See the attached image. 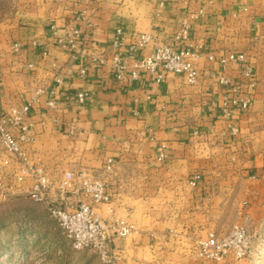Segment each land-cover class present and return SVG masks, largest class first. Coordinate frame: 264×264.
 Returning <instances> with one entry per match:
<instances>
[{
  "label": "crops",
  "instance_id": "obj_1",
  "mask_svg": "<svg viewBox=\"0 0 264 264\" xmlns=\"http://www.w3.org/2000/svg\"><path fill=\"white\" fill-rule=\"evenodd\" d=\"M185 21L186 44L201 47L196 84L186 85L180 76L162 72L157 82L146 70L133 69L156 39H171ZM71 26L80 29L83 41L75 52L96 54L103 64L73 62L58 45L57 37ZM8 33H0L5 53L0 60V105L34 100L32 156L53 177L82 165L94 171L107 158L114 166L139 162L143 173L150 174L144 178L151 180L141 181L144 192L138 203H153L154 210L140 211L138 221L144 228L132 232L129 240L113 238L109 246L121 253L123 264H201L190 260L188 248L196 235L211 230V215L221 213V171L242 173L241 164L250 152L245 138L248 115L264 84V0H61L42 19L33 18ZM142 33L152 39L143 48L129 50ZM116 38L127 66L121 80L110 66ZM12 41H20L22 47L8 55ZM228 51L244 53L246 64L222 67L207 59ZM245 65L251 68L249 79L242 75ZM83 66L87 70L81 76ZM214 72L228 78V85H218ZM55 75L61 85L54 84ZM37 90L42 93L37 95ZM79 91L87 93L82 105L73 97ZM50 98L56 102L54 108L46 107ZM225 98H249L250 105L245 110L229 105L224 116ZM161 145L166 158L160 161ZM245 172L254 177L255 170ZM195 174L200 179L192 186L189 181ZM128 199L123 197L121 203ZM74 200L69 195L68 201ZM117 201L112 204L115 215Z\"/></svg>",
  "mask_w": 264,
  "mask_h": 264
},
{
  "label": "built area",
  "instance_id": "obj_2",
  "mask_svg": "<svg viewBox=\"0 0 264 264\" xmlns=\"http://www.w3.org/2000/svg\"><path fill=\"white\" fill-rule=\"evenodd\" d=\"M61 0H57L60 2ZM121 30H117L120 35ZM152 38L145 33L139 34L135 42L129 44L131 51L143 48ZM189 40V25L183 22L171 39L153 42L152 49L147 56L133 65V69H144L155 77L157 82L163 79L160 73L180 76L186 85L192 86L199 80V70L196 60L200 49L191 48L186 43ZM57 43L67 50L73 62L88 59L91 63L103 64L104 60L96 54H83L75 52V48L82 45L80 29L74 26L68 27L62 36L57 37ZM1 44V43H0ZM118 38L113 41L114 53L110 59V66L116 71V79L121 80L127 69L125 61L118 50L121 46ZM6 54L15 55L22 47L20 41H12L7 45ZM94 48V49H93ZM94 51H98L93 47ZM5 58V53L0 47V60ZM209 61H217L222 67L228 64H246L244 53L228 51L215 58L207 56ZM29 69L33 64H27ZM86 67H80L79 74H86ZM244 78L249 79L251 68L245 65L242 70ZM133 79L137 72L133 71ZM214 81L220 86H227L229 79L221 73L212 74ZM55 85H61L59 75L53 77ZM37 95L42 90L35 92ZM50 96L54 94L51 90ZM70 96H65L69 98ZM78 104L82 105L87 93L79 91L73 95ZM30 101L10 104L7 108L0 105V204L13 196H25L31 201L45 207L49 217L54 222L58 232L69 241L74 250H89L99 260L100 264H114L116 257L109 244L115 237H126L133 230V226L114 213L112 195L109 192L107 182L95 176L89 169L82 168L76 171L65 170L58 177H53L40 159L32 156L30 145L32 141L31 130L33 123L30 121V109L33 103ZM46 107L54 108L56 102L48 99ZM229 105L232 108L245 110L250 105L249 98H233L223 101L224 116L228 114ZM69 133L72 135L73 127ZM164 145H161L158 160H164ZM114 167L111 158H107L103 169L109 172ZM200 179V174L193 175L189 184L195 186ZM69 195L74 196L73 203L68 201ZM247 232L244 227L234 225L227 236L219 237L214 232H209L204 238L196 239L191 247L195 257L219 263L232 256L242 259L246 254Z\"/></svg>",
  "mask_w": 264,
  "mask_h": 264
},
{
  "label": "rangeland",
  "instance_id": "obj_3",
  "mask_svg": "<svg viewBox=\"0 0 264 264\" xmlns=\"http://www.w3.org/2000/svg\"><path fill=\"white\" fill-rule=\"evenodd\" d=\"M56 4L57 0H0V33H8L33 18L42 19L51 5ZM255 101L248 115L250 127L245 138L248 139L250 152L246 159L242 158L243 172L234 173L229 168L221 171V213L211 215L210 222L214 225L207 232L222 237L227 236L234 225L244 227L248 236L246 254L242 259L229 256L219 263L199 259L201 264H264V84ZM229 163V160L223 162L225 166ZM103 166L102 163L101 167L92 171L82 165L73 168V171L86 168L95 176L102 177L107 182L113 201L120 200L116 204V216L132 225L134 231L144 228L138 221L140 211L147 209L146 213H152L154 204L139 205L138 198L144 192L141 181H150L144 178L150 174L143 173V167L137 161L119 164L109 172H104ZM248 169L255 170L253 178L245 172ZM123 197L129 198L124 204L121 203ZM207 233L192 239L188 248L190 260H198L191 247L196 239L204 238ZM131 237L132 232L119 238L129 240ZM111 251L116 257L114 264H123L121 253ZM0 264L100 263L91 251L71 247L58 232L43 205L19 196L0 204Z\"/></svg>",
  "mask_w": 264,
  "mask_h": 264
},
{
  "label": "trees",
  "instance_id": "obj_4",
  "mask_svg": "<svg viewBox=\"0 0 264 264\" xmlns=\"http://www.w3.org/2000/svg\"><path fill=\"white\" fill-rule=\"evenodd\" d=\"M17 197H19V196H13V197H10L8 200H11V199H15V198H17ZM7 200V201H8ZM33 202V201H32ZM35 203V202H34Z\"/></svg>",
  "mask_w": 264,
  "mask_h": 264
}]
</instances>
